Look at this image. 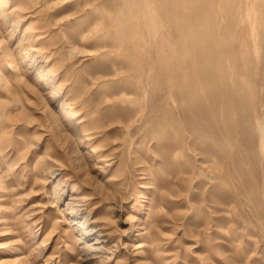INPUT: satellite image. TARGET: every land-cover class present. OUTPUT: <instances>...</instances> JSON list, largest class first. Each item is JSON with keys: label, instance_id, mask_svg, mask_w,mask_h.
<instances>
[{"label": "rangeland", "instance_id": "374dc122", "mask_svg": "<svg viewBox=\"0 0 264 264\" xmlns=\"http://www.w3.org/2000/svg\"><path fill=\"white\" fill-rule=\"evenodd\" d=\"M5 1L0 264H264V0Z\"/></svg>", "mask_w": 264, "mask_h": 264}, {"label": "bare ground", "instance_id": "6f19581e", "mask_svg": "<svg viewBox=\"0 0 264 264\" xmlns=\"http://www.w3.org/2000/svg\"><path fill=\"white\" fill-rule=\"evenodd\" d=\"M1 3L3 2H6L5 0H0ZM40 0H35L34 1V4L36 3H39ZM8 3V2H7ZM33 4V5H34ZM44 5V3H43ZM11 6V5H10ZM29 8V5H25V9H28ZM3 9V10H2ZM1 10L4 11L5 8H2ZM34 9V7H33ZM11 10V9H10ZM30 10V9H29ZM1 11V13H2ZM9 11V10H8ZM20 11V10H19ZM42 11V9H41ZM5 12V11H4ZM18 12V11H17ZM23 12V11H22ZM38 12V11H36ZM35 11H31V12H23V14H18L17 17L19 19H26V20H29V23H28V26L27 28L25 29V33L26 35L28 36L29 39H31V41L33 43H39L41 46H44L47 42H46V36L44 35L47 31H48V23L47 24H44V25H38V24H35V16L33 13H36ZM8 13V12H7ZM25 13V14H24ZM126 13V12H125ZM11 14V13H10ZM15 14V13H14ZM13 14V15H14ZM28 14V15H27ZM41 14V13H40ZM1 15V14H0ZM6 15V13H5ZM33 15V16H32ZM126 15V14H125ZM12 16V15H11ZM128 17V16H127ZM129 18V17H128ZM106 20V18H105ZM108 20V19H107ZM127 21V20H126ZM49 22V20H48ZM113 22V21H112ZM132 22V21H131ZM4 23V22H3ZM50 23V22H49ZM106 23V22H105ZM128 23V22H127ZM96 24V23H95ZM95 24L93 26H95ZM111 24V23H110ZM115 24V23H113ZM112 24V25H113ZM130 25V24H129ZM4 26V25H3ZM92 26V27H93ZM105 26H110L109 23L107 22V25L105 24ZM91 27V26H90ZM91 27V28H92ZM94 28V27H93ZM113 27H111L112 29ZM1 29V28H0ZM41 29V30H39ZM88 29V28H87ZM96 29V28H95ZM93 29V30H95ZM104 29V28H102ZM2 30V29H1ZM92 30V31H93ZM113 30V29H112ZM107 31V30H106ZM110 31V30H109ZM115 31V29L113 30ZM117 31V30H116ZM94 32V31H93ZM98 32V31H96ZM1 33V32H0ZM85 33V32H84ZM89 33H91L89 31ZM115 33V32H113ZM2 34V33H1ZM0 34V35H1ZM51 34V33H50ZM86 34V33H85ZM84 34V35H85ZM25 35V36H26ZM65 36V35H64ZM114 36V35H113ZM118 36V35H117ZM1 37V40H2V36ZM100 37V36H99ZM103 38V37H102ZM116 38V37H115ZM118 38V37H117ZM0 40V41H1ZM117 40V39H116ZM121 42V41H120ZM6 43H9L6 41ZM5 43V44H6ZM1 45V44H0ZM50 45V44H49ZM120 45V44H119ZM3 45L2 47L0 46V82L3 83L4 86H7L8 87V91L9 93L13 96V95H16V91L15 89L13 88V86L17 85L18 84V81L20 80V74H19V71H18V62L16 61V55L14 54V52L10 49V47L8 46H5ZM23 49V48H21ZM45 53H49L47 55L44 56V61L45 63H49V65L53 66L54 62L51 58V55H50V50L45 52ZM44 55V54H43ZM66 67V66H65ZM66 71V70H65ZM40 74V73H39ZM38 74V75H39ZM52 75V74H51ZM22 77V76H21ZM24 77V76H23ZM67 79V78H66ZM29 80V79H28ZM27 80V82H28ZM25 81V80H24ZM20 83V82H19ZM26 83V82H25ZM21 84V83H20ZM27 84V83H26ZM25 85V84H24ZM16 87V86H15ZM6 88V87H5ZM20 89V88H18ZM27 89V88H26ZM7 90V89H6ZM57 92V91H56ZM58 93V92H57ZM1 95V94H0ZM1 97V96H0ZM8 98V97H7ZM11 98L9 97L8 100H10ZM18 100V99H16ZM108 100V99H107ZM16 102V101H15ZM17 105H18V102H16ZM106 105V104H105ZM98 107V106H97ZM105 107V106H104ZM24 109V108H23ZM82 110V109H81ZM17 111V110H16ZM15 112V111H14ZM12 109H9V108H5V109H2L0 111V143L4 144V142H7L8 141H11L10 140V137H6L5 134H6V130H5V127H7V124L5 122V118H6V114L8 113L10 116L12 113H14ZM23 112V111H22ZM64 112H68L71 116H73V118H80L81 117V114H79V111H69L64 105L62 106L61 108V113H64ZM18 113V112H17ZM16 113V114H17ZM20 114V113H19ZM25 114V113H24ZM60 114V113H59ZM14 115V114H13ZM21 115V114H20ZM57 115V114H56ZM17 116V115H16ZM15 116V117H16ZM82 121V120H80ZM14 122V121H13ZM17 121H15L14 123H16ZM12 123V122H11ZM125 132V131H124ZM14 134V133H13ZM92 138H94L93 136V132L92 133H87L86 134V139L87 140H91ZM49 139V138H48ZM15 142V140H13ZM50 143V141H49ZM2 144H0L2 146ZM12 144V143H10ZM5 145V144H4ZM10 146V145H9ZM12 148V147H11ZM14 150V149H13ZM20 150V149H19ZM29 151V150H28ZM10 150L8 148H6V146H2L0 147V196H3L4 195V188L7 184V182H13L15 180V177L14 178H11L9 180H5L3 178V168L2 166L4 165L3 163H6L7 162V158L10 157ZM34 153V152H33ZM12 154V153H11ZM4 167V166H3ZM10 167V166H9ZM8 167V169H9ZM7 169V170H8ZM87 223V222H86ZM83 224V223H82ZM100 224V223H99ZM85 225V224H84ZM89 225V224H88ZM105 226V225H104ZM89 227V226H88ZM85 228V227H83ZM91 228V227H89ZM105 228V227H104ZM92 229V228H91ZM98 230L97 227H94L92 230V232H94V230ZM90 230V229H89ZM99 231V230H98Z\"/></svg>", "mask_w": 264, "mask_h": 264}]
</instances>
